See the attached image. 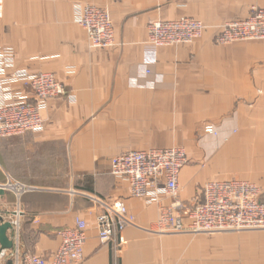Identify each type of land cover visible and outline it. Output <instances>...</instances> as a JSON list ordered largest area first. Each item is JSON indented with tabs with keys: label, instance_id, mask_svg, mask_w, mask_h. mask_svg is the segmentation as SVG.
<instances>
[{
	"label": "crops",
	"instance_id": "0c3cea01",
	"mask_svg": "<svg viewBox=\"0 0 264 264\" xmlns=\"http://www.w3.org/2000/svg\"><path fill=\"white\" fill-rule=\"evenodd\" d=\"M0 1V52L14 55L6 78L19 71L52 73L66 88L65 96L49 101L42 132L0 139V217L7 222L23 211L21 251L50 258L60 247L57 231L74 226L95 196L125 201L136 227L123 232L121 243L102 244L90 233L81 264H211L213 240L147 231L172 200L131 198L128 183L112 176L111 160L131 151L185 148L191 163L179 181L184 202L219 177L209 166L223 169L231 150L229 158L239 163L251 152V166L262 173L264 146L254 145L264 135V40H214L227 22L264 8V0L102 2L115 27L117 46L110 49L90 48L76 23L84 0ZM183 17L203 22L200 40L160 48L147 42L150 22ZM16 89L33 100L26 89ZM206 126L218 127L222 136L234 133V146L201 148ZM247 136L251 146H240ZM205 162L208 167H201ZM9 180L34 190L18 199L1 188ZM8 236L16 245L13 229Z\"/></svg>",
	"mask_w": 264,
	"mask_h": 264
},
{
	"label": "built area",
	"instance_id": "2783aa9c",
	"mask_svg": "<svg viewBox=\"0 0 264 264\" xmlns=\"http://www.w3.org/2000/svg\"><path fill=\"white\" fill-rule=\"evenodd\" d=\"M121 0H84L76 7V23L86 32L92 49L117 46L113 19L108 7L101 3ZM2 1H0V15ZM206 31L203 22L183 17L170 21H152L147 26V42L157 48L193 44ZM264 40V9L253 8L250 16L227 22L215 37L216 45ZM14 62L12 51L0 52V139L40 133L45 127V112L49 101L66 95L65 85L55 74H30L19 71L6 78ZM26 89L33 100L17 90ZM206 134L218 137L219 130L206 126ZM185 148L172 147L146 151H131L111 160V174L128 183L130 196L159 203L163 197L172 204L163 208L156 223L147 231L166 236L199 237L213 233H234L264 230V188L236 179L213 180L203 185L197 197L181 201L180 176L190 164ZM20 199L34 190L25 184L9 180L1 187ZM93 207L76 218L72 227L57 231L59 249L47 258L33 252H22L20 243L23 211L18 208L9 215L15 233L13 250L0 251V264H81L84 261L88 236L96 232L102 244L120 241L123 232L136 227L125 201L111 202L95 196L88 197Z\"/></svg>",
	"mask_w": 264,
	"mask_h": 264
},
{
	"label": "rangeland",
	"instance_id": "374dc122",
	"mask_svg": "<svg viewBox=\"0 0 264 264\" xmlns=\"http://www.w3.org/2000/svg\"><path fill=\"white\" fill-rule=\"evenodd\" d=\"M253 8L264 9L259 7ZM215 129L219 130L218 127H215ZM233 134L234 133L231 135L222 136L219 132L217 137L215 135L206 134L203 130L202 136L199 140V145L201 144L200 147L203 149L206 148L211 142H217V144L220 145L218 146L220 149L223 148V145L225 146L227 144V146H234L232 142H229L230 138L233 137ZM5 142L8 143V140H5L1 143L4 144ZM263 144L264 135H259L258 143L253 145L264 146ZM240 146H251L248 136L246 139H243L242 142L240 141ZM186 151L187 153L189 152L188 150ZM218 152L219 151L213 152V154L217 156ZM248 153L251 152L247 151L244 157L245 160L239 163L237 160H234L233 156L229 158V156L233 154V150H231V153L229 152V156L226 159L227 165L223 166V169H219L217 164H213V166L210 165L209 167H214L213 169L219 174V177L216 180L236 179L251 182L264 188V168L258 167L259 172L261 171L262 173H255L257 168H253V166H251L252 164L248 158ZM208 165L209 163H203L200 166L206 168ZM198 238H209L213 240L211 241L212 246L210 252L211 264H217L218 262H223L225 264H251V262H254L256 259L258 264H264V230H248L237 233H213L199 236Z\"/></svg>",
	"mask_w": 264,
	"mask_h": 264
},
{
	"label": "water",
	"instance_id": "95a60500",
	"mask_svg": "<svg viewBox=\"0 0 264 264\" xmlns=\"http://www.w3.org/2000/svg\"><path fill=\"white\" fill-rule=\"evenodd\" d=\"M12 229V225L9 222H4V219L0 217V245L2 250H12L14 248V241L10 240L8 232Z\"/></svg>",
	"mask_w": 264,
	"mask_h": 264
},
{
	"label": "trees",
	"instance_id": "16d2710c",
	"mask_svg": "<svg viewBox=\"0 0 264 264\" xmlns=\"http://www.w3.org/2000/svg\"><path fill=\"white\" fill-rule=\"evenodd\" d=\"M21 237H22V229H21ZM6 262H7V264H11L12 263V259L9 258L8 261H6Z\"/></svg>",
	"mask_w": 264,
	"mask_h": 264
}]
</instances>
